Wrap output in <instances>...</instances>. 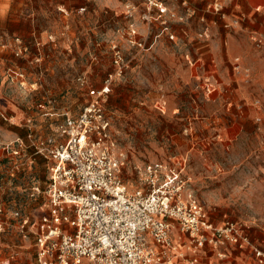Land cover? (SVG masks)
Instances as JSON below:
<instances>
[{"label":"rangeland","instance_id":"rangeland-1","mask_svg":"<svg viewBox=\"0 0 264 264\" xmlns=\"http://www.w3.org/2000/svg\"><path fill=\"white\" fill-rule=\"evenodd\" d=\"M3 1L0 264L34 262V228L21 229L13 214L30 224L47 211L42 194L29 196L33 182L47 183L48 165L31 143L64 140L55 132L62 113H79L88 90L114 73L116 50L122 72L102 102L125 154L126 190L137 186L136 171L145 164L174 167L191 178L211 222H237L250 240L264 232V54H220L214 61L201 43L213 22L234 35L243 22L264 18L261 4L257 14L242 0H159L166 7L159 14L152 0ZM175 26L189 29L176 34ZM13 112L21 114L16 122ZM18 139L19 154L1 150L16 149ZM64 215L71 219L72 208ZM61 227L71 230L65 221Z\"/></svg>","mask_w":264,"mask_h":264},{"label":"built area","instance_id":"built-area-1","mask_svg":"<svg viewBox=\"0 0 264 264\" xmlns=\"http://www.w3.org/2000/svg\"><path fill=\"white\" fill-rule=\"evenodd\" d=\"M150 4L159 14L166 11L159 0ZM113 63L114 73L99 88L88 90L90 99L79 113L62 114L55 130L64 136L62 142L31 143L48 165L47 183L40 187L33 182L29 196L42 194L47 211L30 224L18 210L13 214L20 218L21 229L34 228L33 264H199L196 255L206 247L224 258L225 245L250 248L261 262L264 251L242 226L209 220L191 178L176 168L145 164L136 171L137 186L126 190L121 180L125 154L112 139L102 102L113 76L122 72L118 50ZM22 147L18 139L16 149L6 145L1 150L19 154ZM65 207L72 208L71 219L64 215ZM64 221L71 230L61 227Z\"/></svg>","mask_w":264,"mask_h":264},{"label":"crops","instance_id":"crops-1","mask_svg":"<svg viewBox=\"0 0 264 264\" xmlns=\"http://www.w3.org/2000/svg\"><path fill=\"white\" fill-rule=\"evenodd\" d=\"M241 3V5L245 6L246 10H254L257 14H260L258 12L260 8L256 5L261 4L264 9V0H242ZM5 11L4 1L0 0V26L2 25ZM178 28L179 27L176 26L174 27V32L176 34L179 30L185 32L184 30L189 29L187 26H180V29ZM240 29L241 31L232 35L223 29L218 32L217 25L214 22L209 24L207 29H204V33L201 36L204 37L201 42L204 44L202 54H206V58L214 59V61L217 60L220 54H224L227 59L230 58L232 54H264V18L249 19L241 24ZM252 42H255V47ZM247 66L254 71L255 65L251 62L247 64ZM233 75L234 79H237L238 75L235 72ZM44 107H42V109H44ZM42 113L44 116L52 115L49 111ZM20 118L21 114L18 112H13L12 115L9 116V119L15 122ZM27 123H29V120ZM1 153L3 154V152ZM175 235L174 232L172 235L174 240L176 239ZM256 235V240L252 236L253 241H251L255 246L264 251V232H260V234ZM221 250L225 253L222 259L218 258L215 252L211 251L209 247L199 252L196 255V259L199 264H264V259L259 262L253 251L247 247L239 249L233 245H225Z\"/></svg>","mask_w":264,"mask_h":264}]
</instances>
